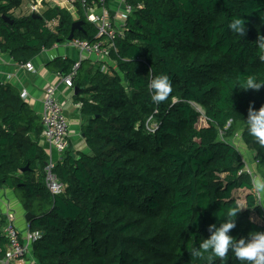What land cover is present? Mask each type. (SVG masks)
Listing matches in <instances>:
<instances>
[{
  "label": "trees",
  "instance_id": "obj_1",
  "mask_svg": "<svg viewBox=\"0 0 264 264\" xmlns=\"http://www.w3.org/2000/svg\"><path fill=\"white\" fill-rule=\"evenodd\" d=\"M127 2L134 12L111 59L85 58L73 79L87 151L75 150L69 139L62 159L56 154L55 173L66 186L62 194L46 188L49 155L41 116L16 88L0 85V187L14 191L25 215H33L24 227L36 236L27 256L35 264H191L189 252L209 238V225L219 226L231 208H241L234 197L241 190L248 192L246 209L233 218L229 235L264 232L253 220L263 218L264 209L233 142L240 136L254 155V175L264 177V146L245 124L250 105L264 106V87L234 88L248 75L264 82L256 46L264 36V0ZM25 3L0 0V52L21 65L67 43L75 22L66 9L52 5L37 16L15 14ZM237 16L246 21L245 37L227 28ZM56 20L58 26L49 29ZM80 20L84 33L75 38L98 41L96 28ZM54 63L66 77L76 61ZM162 74L169 76L172 92L155 103L148 84ZM202 114L207 126L199 128ZM151 117L155 132L146 129ZM4 224L5 219L1 258L9 246ZM192 264L210 262L205 255ZM211 264L222 261L212 257ZM227 264L241 262L229 252Z\"/></svg>",
  "mask_w": 264,
  "mask_h": 264
},
{
  "label": "built area",
  "instance_id": "obj_2",
  "mask_svg": "<svg viewBox=\"0 0 264 264\" xmlns=\"http://www.w3.org/2000/svg\"><path fill=\"white\" fill-rule=\"evenodd\" d=\"M51 5L64 9L68 8L70 12L73 10L78 14V18L83 16L97 30L98 41L96 42L91 43L88 40L74 38L71 42L66 43L72 48L78 49L80 53V58L76 61L72 74L62 77L65 86L74 90L73 79L85 58L107 62L111 59V52L117 49L115 41L118 36L123 35L127 20L134 12V8L127 0H97L93 4H90L88 0H64L62 3L58 0H28L29 14L41 15L45 12L46 7ZM56 26H58L57 20L47 24L49 29ZM24 67L29 72L36 73L32 63H28ZM22 97H27L26 91H23ZM42 125L44 127L43 139L48 146L49 155L44 170L46 188L53 195H60L66 186L55 173L56 154L59 159H62L63 154L70 147V122L66 118L64 107L57 97V88L46 90L43 100ZM154 128L155 125L151 117L146 123V129L153 132ZM246 172L253 180L257 178L248 167H246ZM254 193L261 200L260 193L255 190ZM3 219H5V224L2 230L9 241V246L5 257H0V264L27 261V256L30 254V248L36 240V236L30 233L28 225L25 233L22 234L23 237L20 236L16 225L17 218L13 212L0 214V226Z\"/></svg>",
  "mask_w": 264,
  "mask_h": 264
},
{
  "label": "clouds",
  "instance_id": "obj_3",
  "mask_svg": "<svg viewBox=\"0 0 264 264\" xmlns=\"http://www.w3.org/2000/svg\"><path fill=\"white\" fill-rule=\"evenodd\" d=\"M246 21L240 16L231 18L227 23L230 32L245 37ZM256 46L261 50L258 59L264 62V36H259ZM243 88L244 91L249 89L259 91L264 87V82L258 81L254 75H248L238 80L234 86ZM151 93V99L155 103L163 102L172 92V85L168 75H159L151 79L148 84ZM248 133L255 138L256 142L264 146V106L259 110H254L252 105L247 112ZM253 187L257 193L264 194V177H257L253 180ZM264 200V196H262ZM243 208H231L227 212V219L221 221L219 226L216 224L209 225L207 231L210 233L209 238L203 239L199 246H194L189 252L191 264L194 260L207 255L211 264L212 257L219 258L222 264H227L228 254L232 253L235 259L241 264H264V232H252L247 237L236 239L229 235L230 230L236 227L235 219ZM235 218V219H233Z\"/></svg>",
  "mask_w": 264,
  "mask_h": 264
},
{
  "label": "crops",
  "instance_id": "obj_4",
  "mask_svg": "<svg viewBox=\"0 0 264 264\" xmlns=\"http://www.w3.org/2000/svg\"><path fill=\"white\" fill-rule=\"evenodd\" d=\"M63 1L60 2L62 3ZM66 10L72 15L74 21L80 19V17L78 18V14L73 12V10L72 12H70V9L68 8H66ZM27 12L29 14L28 4L25 3L15 14L26 15ZM56 58L77 61L80 58V53L78 49L72 48L66 43H58L51 50L44 51L33 62H31L36 70V73H31L24 67V64H18L8 54L0 52V85H10L16 88L20 92L21 98L41 116V119L46 90L48 88H57V97L63 105L65 114L71 125L70 140L72 143L76 144L74 149L86 152L87 147L85 141L80 135V118L78 117L81 107L74 102L73 97L75 90L66 87L63 83L62 76L58 72L56 63H54ZM23 91L27 92L26 98L22 97ZM74 138L76 141H74ZM42 145H47L44 139H42ZM19 205L20 201L14 191L7 187H0V214H5L7 212L17 214L16 211L20 209V211H24L23 207H21L22 205ZM17 221L23 234L24 229L26 228L24 227L25 222L21 223L19 218ZM34 261L35 260L30 256L27 261H20L14 264H35Z\"/></svg>",
  "mask_w": 264,
  "mask_h": 264
},
{
  "label": "rangeland",
  "instance_id": "obj_5",
  "mask_svg": "<svg viewBox=\"0 0 264 264\" xmlns=\"http://www.w3.org/2000/svg\"><path fill=\"white\" fill-rule=\"evenodd\" d=\"M58 1H63V0H58ZM199 110H201V109H199ZM206 126H207V123H206V120H205L204 115L202 114L201 118L199 119L198 127L199 128H203V127H206ZM70 127H71V125H70ZM74 141H76L75 138H74ZM233 142L236 145V147L239 149L240 153L242 154L243 159H244V161H245L248 169H250L253 173H256L257 171H256L255 163L253 161V156H254L253 153L250 152V150L245 145H243L242 141H240V136H238ZM75 146H76V144H75ZM258 177H260V176H258ZM247 194H248V192L245 191V190L244 191L243 190L237 191V192L234 193L235 199L238 201L240 207L243 208L242 210H245L246 209V196H247ZM260 196H261V200H260L259 203L262 205V207L264 209V200H262V196H264V194H260ZM20 205H21V203H20ZM20 210L16 211L17 214L15 213L16 216H17V219L19 218V221L21 223L26 222L25 221L24 211L23 210L20 211ZM253 220L256 223H259V224H263L264 225V217L262 218V217H258L256 215H254L253 216ZM17 224H18V221H17Z\"/></svg>",
  "mask_w": 264,
  "mask_h": 264
},
{
  "label": "water",
  "instance_id": "obj_6",
  "mask_svg": "<svg viewBox=\"0 0 264 264\" xmlns=\"http://www.w3.org/2000/svg\"><path fill=\"white\" fill-rule=\"evenodd\" d=\"M37 16V15H35ZM2 19L8 23H13V21L10 20V18L6 17V16H2ZM84 22L81 20L75 21L72 25L71 28V33L68 37V41H72L75 38V34L76 32H83L84 33ZM79 90L78 88H75V94L78 95L79 94ZM28 170V167L26 169H24L22 172H25ZM31 218H33V215L31 214H26L25 215V220L26 222H30Z\"/></svg>",
  "mask_w": 264,
  "mask_h": 264
},
{
  "label": "bare ground",
  "instance_id": "obj_7",
  "mask_svg": "<svg viewBox=\"0 0 264 264\" xmlns=\"http://www.w3.org/2000/svg\"><path fill=\"white\" fill-rule=\"evenodd\" d=\"M67 42H71V41H67Z\"/></svg>",
  "mask_w": 264,
  "mask_h": 264
}]
</instances>
